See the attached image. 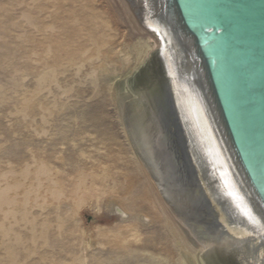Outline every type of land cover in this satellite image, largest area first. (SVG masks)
Returning <instances> with one entry per match:
<instances>
[{
  "label": "rangeland",
  "instance_id": "374dc122",
  "mask_svg": "<svg viewBox=\"0 0 264 264\" xmlns=\"http://www.w3.org/2000/svg\"><path fill=\"white\" fill-rule=\"evenodd\" d=\"M133 28L120 0H0V195L6 192L12 202L0 207V264H9V251L15 255L16 264H176L179 255L173 249L169 228L162 224L165 217L150 207V194L136 183L142 177L135 179L134 157L108 95L110 84L131 98L129 90L139 70L121 79L119 51L126 46L133 60L136 57L135 46L143 37ZM93 71L94 77L90 75ZM51 72L55 81L49 78L42 82ZM100 83H104V90ZM79 117L84 121L80 123ZM92 175L101 177L94 179L95 183L99 180L96 185L103 192L99 202L90 194L97 189L90 185ZM76 177L86 179L84 188L73 189L79 183ZM44 180L48 184L42 186ZM127 188L134 192L132 198L146 215L144 223L136 222V233L128 228V220L117 221L104 207L106 200L131 198L125 193ZM53 189L60 190L62 198L51 197ZM78 196L84 203L76 208L72 202ZM24 214L33 227L22 219ZM2 229L9 230L7 236ZM162 250L169 254L165 263L157 258L166 255Z\"/></svg>",
  "mask_w": 264,
  "mask_h": 264
},
{
  "label": "water",
  "instance_id": "95a60500",
  "mask_svg": "<svg viewBox=\"0 0 264 264\" xmlns=\"http://www.w3.org/2000/svg\"><path fill=\"white\" fill-rule=\"evenodd\" d=\"M129 2L160 41L154 73L196 177L264 244V0Z\"/></svg>",
  "mask_w": 264,
  "mask_h": 264
},
{
  "label": "bare ground",
  "instance_id": "6f19581e",
  "mask_svg": "<svg viewBox=\"0 0 264 264\" xmlns=\"http://www.w3.org/2000/svg\"><path fill=\"white\" fill-rule=\"evenodd\" d=\"M120 2H121L122 7L125 10V14H126L127 18H129V20H130V23L133 24L134 28H136L139 31V33L141 34V36L143 37V38L139 39L138 45L135 46V52H136L135 56L136 57L134 58V60L132 58L133 53L130 52L126 46H124L122 48V50L119 51V52H121V55H122L121 60H120V67H122L121 69H123L122 70L123 72L120 73L121 79L123 78L122 75L128 76V74L130 75V73H133L137 70H139V71H137V73L139 72V74H138L139 76H137L136 83H134V84L132 83L133 86H131L132 88H131V90H129V91H131V98H129L130 97L129 95L126 96L127 93H126V95L123 94V92L121 91V88L115 89L110 84L108 86L109 87L108 95H109V97L112 98V102L116 108V111H118V114H117L118 117L117 118L119 120V124L122 126L123 133H124L125 138H126L125 140H127V142H128L127 143L129 146L128 150H129L130 154L132 155V157H134V161H135L134 163L136 164L135 165L136 167H134V165H133V168L137 169V170L134 169L138 173L137 176L139 175L142 177L141 180H139L136 183L141 184L140 185L141 189H142V191L145 192V194H148V195L150 194V197L152 199L150 198L147 200V201L150 200V207L155 212H157V214H159V217L162 216V219L165 217L163 221L161 219L160 220L162 221V224L164 226H166V229H167V227L169 228L168 233H170V235L172 237V239H171L172 244L174 242V245H175L173 249H175L176 252H178L179 257L176 260V264H264V244L259 243L258 240H254L253 238H250L244 230H242L238 226L234 225L233 222L230 220V218L225 213L221 212V210H218L216 202L214 201L213 197L210 196L209 194H206V190L203 187L202 182H200L199 178L196 177L195 170H194L195 168L191 164V161L188 157V154L185 153V149L182 145L181 138H179L178 131H177L176 127H174L171 112L166 105V102L164 100V96L162 95L161 80H159L158 77L156 76V74L154 73L153 63H154L155 55L158 52L157 50L159 49L160 41L158 40L157 37H155L154 34H152L145 27L140 25V23L137 21L136 15H135V9L131 7L129 0H120ZM69 19L72 20V18H69ZM63 25L65 26V23ZM63 36H65V35H63ZM76 38H77V36H76ZM78 38L80 39V37H78ZM77 39H75V40H77ZM70 45H69V49H70ZM75 48H74V50L77 53V50ZM109 52H111V51H109ZM67 55H69V54H67ZM115 65H117V64H115ZM54 67H55V65H54ZM120 74H118V76H120ZM90 75L94 77V71ZM118 76L116 78H114L116 81L118 80L117 78H119ZM135 76L136 75H134V77ZM49 78L52 79V82L55 81L54 72L45 74L43 79H42V82L49 79ZM102 78L104 79L105 77H102ZM123 79H125V78H123ZM126 79H127V77H126ZM103 81L104 80H102V82ZM119 82H121V81H119ZM98 84H99V82H98ZM68 85H70V84H68ZM100 85H101V83H100ZM102 85H104V83H102ZM122 85H124V84H122ZM106 86H104V87H106ZM101 88H103V86ZM26 89H27V87H26ZM103 90H104V88H103ZM103 90L101 91V93L104 92ZM122 90L124 91L125 89H122ZM101 93H100V95H102ZM105 95H107V94L105 93ZM99 103H100V100H99ZM102 104H103V102H102ZM100 109H99V111H100ZM74 112L76 113V111H74ZM90 112H91V110H90ZM90 112H88V113H90ZM99 113L101 114V111ZM86 114H85V116L87 117ZM95 114H93V115L95 116ZM78 115H80V114H78ZM94 116H93V118H94ZM28 117L29 116H27V118ZM88 119H91V118H88ZM73 120H70V121H73ZM81 120H83V119H81V118L79 119L80 123H81ZM96 120L98 121V119H96ZM105 121H107V120L105 119ZM100 122L103 123L102 121H100ZM31 123H33V122H31ZM25 124L27 125L28 123H25ZM96 124H97V122H96ZM68 125H70V124H68ZM97 125H96V128L98 127ZM39 126H41V125H39ZM29 127H30V125H29ZM104 127L105 126H103V128ZM107 127H106V129H107ZM91 128H92V126H91ZM91 128H90V131H91ZM34 129H35V127H34ZM97 129H99V128H97ZM99 131L101 132V130H99ZM104 132L105 131L103 130V133ZM110 133H108V134L110 135ZM71 136H72V134H71ZM89 136H90V134H89ZM109 139L107 138V141H109L108 144L111 143L110 142L111 139L110 140ZM67 140H69V138ZM55 141H57V140H55ZM77 142H79V141H77ZM57 146H59V145H57ZM74 150H77V149L74 148ZM79 151L81 152L80 149H79ZM76 154L78 155L77 152H76ZM115 154L118 155L116 152H115ZM58 155H59V153H58ZM77 155H75V156H77ZM86 155H87V153H86ZM58 157L60 159V156H58ZM79 158H81V157H79ZM83 158H85V157H83ZM36 159H38V158H36ZM94 159L95 158H93V160ZM81 161H82V159H81ZM91 162H92V159H91ZM36 164L38 165L37 161H36ZM46 164H47V162H46ZM54 167H55V165H54ZM25 168L28 169L27 167H25ZM97 169H98V167H97ZM109 170H106V172L104 171V175ZM77 171L79 172L80 170H77ZM97 171H94V172H97ZM43 172H44V169L42 168L41 173H43ZM84 172H86V170ZM111 172H113V171H111ZM87 174L89 175L90 173H87ZM110 174H109V176H112ZM58 175H59V173H58ZM82 175H84V174H82ZM38 176H39V172L37 173L36 177H38ZM137 176L135 177V179L139 178V176L138 177ZM76 178L78 179V177H76ZM76 178H74V179H76ZM100 178L97 177V175H92V178H91L92 182L90 185H93V187L97 186L96 187L97 189L95 191H93V193L91 192L92 186L89 189V191L91 192V193L90 192L89 193L93 194L94 198L97 199L98 202H99L101 196L103 195V192L100 189V187H98L99 184L96 185V183H98L99 180L95 183L96 180L94 181V179H100ZM32 179L35 180L34 178H32ZM91 179H89V180L91 181ZM135 179H133V180H135ZM78 180H79V183L77 182L78 184L76 185V187H73V189H75V188H76V190L81 189V187H83L84 182L86 181V179L85 180L80 179V177ZM111 180H112L111 183L114 184L115 181H113V178H111ZM133 180H132V182H133ZM23 181H24V179H23ZM45 182H46V184H42V186L48 184L47 180ZM134 182H133V184L135 185L136 183H134ZM18 183H20V182H18ZM30 183H32V182H30ZM61 183L65 184L64 182H61ZM22 184L23 183L21 182V185ZM53 184H55V183H53ZM59 184L60 183H58V185ZM27 185L29 186L31 184H27ZM50 185H51V182H50ZM58 185H57V187H59ZM61 186L62 185H60V187ZM53 187H56V185ZM19 188H21L20 185H19ZM43 188H45V187H43ZM39 189H37V191H39ZM115 190H116V188L113 189V192ZM83 191H84V189L81 191V194ZM87 191H88V189L85 190V192H87ZM76 192H72L74 196H76V194H74ZM118 192H119V190H118ZM135 192H137V191H135ZM23 193H25V192H22L21 194H23ZM50 193H51V197L54 196V198H59V196H61V191L58 189H53V192L51 191ZM50 193H49V195H50ZM125 193H128V195L131 196V198H124V196H123L124 201L126 203L123 201V199L122 200L121 199H119V200H116V199L110 200L109 199V201H107V200H106L107 202L105 201L106 203L104 202V204H105L104 207L108 212L112 213V215H114L116 217L117 221L122 220V221L126 222L128 220L127 221L128 222V225H127L128 228H130L131 232L136 233V231H137L136 230L137 229L136 222H143L144 223L143 220H145L144 218H146V215H144V213L141 212L142 209H140V206L135 203V200L133 199L134 197L132 198V195H134V192L132 190H130V188H127ZM12 194H13V192H12ZM14 194H15V192H14ZM31 194H32V192H31ZM81 194H80V196H81ZM33 195H34V193H33ZM49 195H48V197H49ZM84 195H86V193ZM144 195L142 194V196H144ZM80 196L76 197L77 199H75L77 201V203L74 202L75 200L72 202V203L76 204L75 205L76 208H79L80 205H82V203H84V200H82ZM87 196H89V195H87ZM145 197L147 198V196H145ZM61 198H62V196H61ZM17 199H19L18 196H17ZM23 200H24V197H23ZM104 200L105 199H103V201ZM10 203H12V202H11V200H9L7 198L6 192H4L2 195H0V207L2 206V204L10 205ZM99 204H102V203L100 202ZM49 211H51V210H49ZM61 211L62 210H60V212ZM98 212H99V210H98ZM93 213H96V212H93ZM157 214H154V215H157ZM46 215H47V213H46ZM16 218L19 219L18 217H16ZM22 219L26 220L25 214L23 215ZM26 222H28V221L26 220ZM35 222H36V220H35ZM4 223H5V221H4ZM28 223L31 225V227H33V225H34L33 222H31V223L28 222ZM48 227H50V226H48ZM58 229H60V227H58ZM2 230L4 231L3 236H7L9 230L8 231L4 230V229H2ZM35 230H36V228H35ZM41 236L43 237V240L45 241L46 240L45 234L42 233ZM167 236H169V235H167ZM160 237L162 238V236H160ZM26 238L27 239L29 238L28 235ZM34 238H35V236L33 234L32 242H33ZM164 239H166V237ZM15 241L16 242L19 241V236L18 237L16 236ZM163 248H164V246H163ZM190 250H193V252ZM165 251L166 250H164L163 252L166 253ZM167 252H168V250H167ZM7 253H8L7 256H8L9 264H16L15 263V261H16L15 255L11 251H9ZM164 253H163V255H164ZM167 254L168 253H166V255L162 256V257L158 256L157 258L159 259V261L160 260L163 261L166 259L168 260Z\"/></svg>",
  "mask_w": 264,
  "mask_h": 264
},
{
  "label": "snow or ice",
  "instance_id": "6c2138e0",
  "mask_svg": "<svg viewBox=\"0 0 264 264\" xmlns=\"http://www.w3.org/2000/svg\"><path fill=\"white\" fill-rule=\"evenodd\" d=\"M153 31H157V30H156V29H153ZM226 184H227V182H226ZM228 195L231 196L234 200H237V201L240 200V198H239V197H238L233 191H229V192H228ZM237 206H238V207H241V204L238 203ZM241 211H242L243 214H244L245 216H247L249 219H252V214H251L250 211H247V210H245V209H243V208H241Z\"/></svg>",
  "mask_w": 264,
  "mask_h": 264
}]
</instances>
